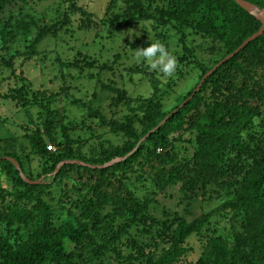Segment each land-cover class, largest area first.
<instances>
[{"label":"trees","instance_id":"obj_1","mask_svg":"<svg viewBox=\"0 0 264 264\" xmlns=\"http://www.w3.org/2000/svg\"><path fill=\"white\" fill-rule=\"evenodd\" d=\"M30 1L42 0H0V72L13 73L16 55L27 61L37 53L38 41L72 32L74 24L99 31L142 21L153 33L134 38L129 48L149 46L150 37L167 48L173 45L177 49L170 53L178 67L171 78L143 64L123 68L121 79L133 82L139 74L149 84L147 97L130 96L113 79H96L95 86L100 83L105 92L101 99L94 95L95 100H71L66 94L59 100L62 91L32 89L24 77L7 91L0 88V99L24 111L29 125L25 149L30 148L23 162L10 145L0 144V176L5 177L0 178V264H177L188 253L186 239L202 232L205 244L193 264H264V32L213 70L179 106L206 72L261 28V21L235 0H147V5L108 0L100 18L76 0H56L62 11L56 10L55 21L37 24L38 16L13 10L16 3ZM246 1L264 8V0ZM32 28L35 37L24 51H11L10 44L27 38ZM198 52L210 56L201 58ZM85 64L95 65L98 75L117 67L93 60ZM194 73L195 84L161 111L160 92ZM64 98L70 114L73 106L77 111L72 119L60 113L58 103ZM5 122L0 117V124ZM80 130L87 139L74 134ZM103 130L116 141H131L114 150L100 145L98 154H84L86 140L108 139L101 137ZM182 142L186 145L180 149ZM50 143L54 151L46 148ZM5 156L39 182L24 181ZM34 157L40 166L36 172L29 165ZM117 157L121 159L109 166L66 163L54 173L63 160L102 165ZM60 184L63 193L60 189L56 203L44 200L48 195L54 200L52 188ZM176 186L183 208L199 202L200 214L186 219L179 210L165 208L157 214L154 195ZM209 188L218 204L205 211L203 203L213 198L205 197ZM221 219L232 223L230 234L215 228Z\"/></svg>","mask_w":264,"mask_h":264},{"label":"rangeland","instance_id":"obj_2","mask_svg":"<svg viewBox=\"0 0 264 264\" xmlns=\"http://www.w3.org/2000/svg\"><path fill=\"white\" fill-rule=\"evenodd\" d=\"M141 1L142 3H145V5L148 4L147 0ZM154 1L159 2V0ZM76 2L87 12L100 18L104 13L108 0H76ZM159 3L162 4L161 2ZM57 7L56 0H42L40 2H18L13 10L17 11V9H21L23 13L31 12L33 15L38 16L39 23L37 24H41L42 22L51 23L55 21L57 16L56 10H58V12L62 11L61 9H57ZM148 31L153 33V28H151V26L149 27V23L144 21L139 25L132 27H121L119 29L104 28L99 31L93 28H78L77 24H74L72 32H68L67 30L60 31L57 33L59 34L57 36L47 35L45 38L38 41L35 45L37 53L27 61L22 62V60L25 59V56L16 55L14 59V72L12 73L5 70L0 72V88L3 91H7L9 87L15 86L16 82L21 84L20 78L24 77L28 80L32 89L47 90L49 92L54 91V93L62 91L61 94L57 93L56 99L60 100L62 94H66L71 100L73 98L90 100L94 99V95H97V98L101 99V93L105 92L100 83L95 86L94 83L96 79H98V81H104L105 83L109 81L108 79H113L118 85L126 87L125 89L130 93V96L141 94L144 97H147L148 94L151 93V88L144 79L139 78V74L134 77L133 82H130L126 78L121 79L120 73H122L123 68L128 66L146 65V63L138 62L135 59L134 52L136 48L132 50L129 48L128 43L136 37H142L145 33H148ZM35 33L36 28H32V32L28 34L27 38H17L12 44H10L11 51L20 50V52H23L24 46L30 43V39L35 37ZM135 33H139V35H136ZM172 47H168V50L171 52L174 49H177L173 45ZM198 53L201 58H208L210 56V53ZM82 55L86 56V59H83ZM75 57H78V61H75ZM88 60H93L98 63L103 62L108 65H117V67L114 73L105 72L98 75L99 70L94 67L95 65L85 64ZM67 62L69 63L68 65H62L63 63L67 64ZM197 73H194L189 80L185 79L182 82L179 81L176 85L174 84V88H170V91L163 90L160 92L159 98L161 111H167L176 103L178 96L181 97L182 93H185L195 84ZM53 95L55 96L56 94ZM48 96L52 101V94H49ZM66 100L67 99L64 98L58 103L59 107L62 106V112L60 113H67L68 115H63L72 119L74 118L72 113L77 114V111L75 109L72 111L73 106L70 114V104L64 102ZM54 105L55 102L53 99V105L50 103V106L56 109L57 106ZM33 112H35V110ZM0 117L6 118L7 120V122L0 124V139H3L0 144L10 145L15 151V155L22 158L24 162L25 155L28 151L30 153L29 147L25 149L28 144H26L27 142L25 141L24 133L27 131L29 125L26 124L27 118L24 111L16 107L11 101L0 99ZM74 129H76L75 126L73 127V130ZM108 130H111V128ZM108 130H103L101 132V137L108 138L112 142L107 139L105 141L103 140L102 143H99L98 139L93 137L90 140H86V143L83 142L85 143L82 146L83 153L86 155H94L100 152V145L104 148L114 150L117 146L131 141L129 140L126 142L123 137L116 141L114 140L115 137L113 134ZM76 133H79L83 139H87L83 136L82 130L75 131L74 134ZM185 136L189 138L190 135L186 134ZM95 140L96 142H94ZM79 143L81 144L82 142H78V144ZM181 144L180 149L186 145V143L183 142ZM76 145L77 143L75 146ZM188 153L191 152L189 151ZM78 161L87 163L81 160ZM29 162V165H31L30 169L36 172L40 167L38 165L37 169L38 159L34 157L31 158ZM2 177L4 176L2 175ZM2 177L0 176V178L4 180L5 177ZM52 189L54 190V200H52L49 195L43 196V198L48 202L56 203L61 184ZM177 190L178 187L176 186L168 188L165 193L161 192L156 196L154 195L153 198L156 199L155 201L157 203V205H154L157 214H161L163 208L168 209L170 212L179 210L186 219H190L193 216L192 214L198 215L202 212L199 208V202H195L192 205L193 209H191V206H186L184 209L179 202L181 199H178ZM213 190V188L206 190L205 197L207 198L208 196H211L213 198L207 202L208 204L203 203L204 207H202V210L207 211L213 207V204L214 206L218 204L216 196V199L213 196ZM62 193L61 189L59 194L62 195ZM221 221L222 222H219L215 228H220L222 234H230L232 232V223L225 222L223 219H221ZM205 234V232H202L201 234H192L186 239L185 246L189 249L188 253H186L187 255L177 264H193L200 255L202 247L205 244Z\"/></svg>","mask_w":264,"mask_h":264},{"label":"water","instance_id":"obj_3","mask_svg":"<svg viewBox=\"0 0 264 264\" xmlns=\"http://www.w3.org/2000/svg\"><path fill=\"white\" fill-rule=\"evenodd\" d=\"M242 8H244L248 13L252 14L255 18H257L258 20L261 21V28L253 33L251 36L247 37L233 52H231L230 54H228L227 56H225L223 59H221L218 63H216L212 69H210L208 72H206L204 74V76L201 78V80L199 81L198 85L196 86V88L194 89L193 93L184 101H182V103L179 106H182L188 99H190V97L200 88L201 84L203 83V81L211 74V72L213 70H215L219 65L223 64L227 59H229L230 57L234 56L239 50H241L249 41H251L252 39L256 38L257 36L261 35L264 32V8H258L256 5L246 1V0H235ZM173 112V111H172ZM171 112V113H172ZM167 117H165L158 125L157 127L166 120ZM154 129H152L151 131H149L147 134H149L150 132H152ZM3 159L9 160L10 162H12L15 166V168L19 171V174L21 176V178L26 181L27 183H38V180H30L29 178H27L20 170V167L18 165V163L12 158V157H8L5 156L3 157ZM1 160V158H0ZM120 160V158H115L113 160H110L102 165H91L89 163H83L80 162L78 160H63L61 162H59L54 170V173H56L59 169L60 166L66 164V163H76V164H82V165H86V166H91V167H105V166H109L113 163V161H118Z\"/></svg>","mask_w":264,"mask_h":264},{"label":"clouds","instance_id":"obj_4","mask_svg":"<svg viewBox=\"0 0 264 264\" xmlns=\"http://www.w3.org/2000/svg\"><path fill=\"white\" fill-rule=\"evenodd\" d=\"M135 34L139 35V33ZM150 41L149 46L135 49V59L138 62L146 63L152 71L159 73L165 78L173 77L178 67L177 58L170 53L163 42L159 40L153 41L151 37ZM254 122L258 123V121Z\"/></svg>","mask_w":264,"mask_h":264},{"label":"built area","instance_id":"obj_5","mask_svg":"<svg viewBox=\"0 0 264 264\" xmlns=\"http://www.w3.org/2000/svg\"><path fill=\"white\" fill-rule=\"evenodd\" d=\"M46 148L48 149V150H51V151H54L55 150V146L53 145V144H47L46 145Z\"/></svg>","mask_w":264,"mask_h":264}]
</instances>
